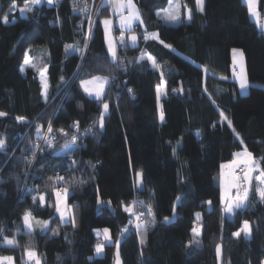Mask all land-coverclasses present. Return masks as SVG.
I'll return each mask as SVG.
<instances>
[{
  "label": "trees",
  "instance_id": "trees-1",
  "mask_svg": "<svg viewBox=\"0 0 264 264\" xmlns=\"http://www.w3.org/2000/svg\"><path fill=\"white\" fill-rule=\"evenodd\" d=\"M134 1L143 23L132 32H156L158 38L124 44L118 54L123 60L114 62L100 23L110 15L108 5L86 42L81 15L69 0L43 1L25 16L11 10L12 0H0V111L6 113L0 116L6 145L0 150V253L11 255L14 264H25V249L35 250L40 264H113L115 240L130 226L124 207L136 199L142 202L138 209L151 207L155 222L139 233L129 228L121 238L122 264H216L218 243L222 264H263L264 203L256 181L246 206L228 217L219 178L221 166L245 148L264 168V29L243 0H204L202 12L195 0H181L178 24L157 15L169 0ZM23 4L16 0V6ZM186 9L192 12L189 21ZM258 9L264 13V0ZM6 13L8 23L2 20ZM235 47L244 54L245 94L231 77ZM146 53L159 67L138 59ZM26 55L31 64L21 70ZM111 72L104 100L81 88L82 80ZM163 81L161 120L156 88ZM46 131L51 147L39 142ZM139 172L143 186L133 188L132 197L124 195ZM58 186L69 190L74 224L61 222L56 212ZM40 194L43 204L32 199ZM180 195L175 221L161 223ZM26 211L48 221V230L25 229ZM245 220L250 234L234 236ZM102 228L110 230L113 243L95 256L94 230ZM4 237L18 246L3 243Z\"/></svg>",
  "mask_w": 264,
  "mask_h": 264
},
{
  "label": "snow or ice",
  "instance_id": "snow-or-ice-1",
  "mask_svg": "<svg viewBox=\"0 0 264 264\" xmlns=\"http://www.w3.org/2000/svg\"><path fill=\"white\" fill-rule=\"evenodd\" d=\"M196 2V6L199 9V11H204V0H195ZM247 5H248V9H249V13L256 18L257 20V24L259 27H261V29H264V23H261V16H260V12L257 10V0H246ZM41 3V0H24V5L22 8L19 9V11L24 14V13H30L33 11L34 6L38 5ZM48 3L51 4L52 0H48ZM105 4H110L114 11L119 15V27L121 29V35L119 37L120 42L123 43L124 42V31H133L132 25L134 24V22L136 21H140V23L142 24L143 21L141 20V16H140V12L139 10L136 8V5L133 3V0H103L101 7H104ZM169 5L170 8L168 10H165L163 12V15H161V13H157L158 16H161V19H163L166 22L169 23H176L179 22L181 19L180 16V12L179 9L181 7L180 3H176L174 8L172 7L173 5V0H169ZM12 6L15 7L16 6V0H12ZM184 7H186V5H184ZM76 10V4H75V0H74V11ZM127 10V15L124 14V11ZM81 11H86V9H81ZM192 18V12L191 9H187V19L191 20ZM2 20L4 23H8V14H4V16L2 17ZM90 24V29H89V35H91V24L92 21H89ZM103 24L105 27V35L106 38H108L109 40V47L108 50L111 54V58L112 60L115 62L117 59V53H116V47H115V43L112 41V39L110 38V32H111V27H112V20L111 19H104L103 20ZM149 35L152 36L153 38H158V34L156 33H152V34H148L145 35L144 38L148 39ZM131 41L133 44L136 43L137 37L136 35H132L130 37ZM161 43H163V41H161ZM168 48H171V45H165ZM71 47V46H66V48ZM233 53H239L240 57H241V73L238 77L239 81H240V88L241 89H246L248 87V80H247V75L246 73L243 71V65H242V58H243V52L239 49H233ZM138 59H143V56L138 58ZM147 59L149 61L152 62V65L154 67H159V65L156 64L155 58L152 56H148ZM235 55H234V64H235ZM25 65H30L31 61L30 59L26 58L24 61ZM235 75V72H234ZM44 77V73H41V78H42V82L44 83V88H45V92L44 95L45 97L47 96V82L44 81L43 79ZM61 79H63V77H61ZM110 78L106 77V76H93L91 80L89 81H81V85L85 86L84 90L86 92H88L90 95H92L93 93L95 94L97 99H101L103 97L104 94V86L109 82ZM91 83H95L96 87L95 88H88L86 85L91 84ZM181 91L183 89H180ZM129 91H131V89H129ZM173 91H176V89H173ZM205 91H207V89H205ZM161 94V87L158 85L157 86V96L159 97V95ZM104 110L107 111L108 110V104L105 103L103 105ZM6 115V113L0 112V116H4ZM223 115V114H222ZM103 116L104 113H101L100 116V126L103 127ZM18 120H23V117H17ZM226 119V117H225ZM161 120H163V114H161ZM229 125L231 124V121L228 122ZM78 127V124L75 125ZM49 132L52 131L51 125H49ZM61 132H63V129L60 130ZM88 131H91V129H89ZM238 135V134H237ZM72 139L75 141L77 139V137L75 135L72 136ZM5 141L3 139H0V150H3L5 148ZM48 146L51 147V142L48 141ZM238 159L234 160L232 163V168H233V172L231 173V179L228 183V190L231 191L232 189L236 190V195L234 197L232 196H228L227 198V205H226V211L229 213H233V211L235 209H241L244 208L246 206V202L248 201V197H249V193L250 191H252L253 188V179H255V181H257L256 187H255V191L258 194L259 200L260 202L264 203V168L261 167L260 163L255 161L252 158V154L250 152L247 151V149L245 148V150L241 153H235L234 154ZM75 163V161L73 162ZM241 165L243 166L241 168ZM222 168H224L225 166L222 165ZM236 168H241V173L240 175H237L235 172ZM258 171V175H255V177L253 176V174L255 172ZM138 176H140L142 178V173H138ZM59 181L63 180V177H58L57 178ZM68 192L69 190L67 188H64L62 190H56L55 191V197H56V204H55V208H56V212L60 214V219L62 222L66 221V217H70L71 218V222L74 224L75 220H74V215L67 210L66 207V200H67V196H68ZM33 201L36 202L37 199H39L40 203L43 204L45 202V196L43 194H40L38 196H33L32 197ZM177 199L179 200L180 197H177ZM221 200L222 202L225 200V196L222 194L221 196ZM99 203V201H98ZM136 203H142V202H137V201H133L131 206H125L124 207V211L130 213L131 216L135 217V229L137 230V232H141V231H146L147 230V225L149 223H154L155 222V217H154V213L152 212L151 207H148V211H147V215L150 219H145L144 213H136L134 210L135 204ZM209 203H211V201H209ZM197 218H199L200 214L197 213ZM24 223L25 225L29 228L32 229L33 228V224H32V218H31V212L30 211H26L24 214ZM169 218L165 217V220L167 221ZM40 224L41 230L42 231H47L48 230V221H43V222H38ZM129 223L131 224L132 221L130 220ZM129 229L126 227L124 229L121 230L120 232V236L123 237L126 233H128ZM250 225L249 222L247 220H245L243 222V226L242 228L233 233L234 236H240L241 232H243V234L245 236H248L250 234ZM192 232L194 234L199 233V229L196 227H193ZM3 233V229H0V235H2ZM100 230H97V235L99 236ZM103 234H104V240L107 241L108 243H112V237L110 235V230L105 228L103 229ZM3 243H6L7 245L16 247L18 246L17 241L14 238H8V237H4L3 238ZM141 243H144L143 240H141ZM192 243V242H190ZM116 247H117V253H116V264H121V261L119 259V245H120V240H116L115 241ZM104 249V244L103 243H97L96 247H95V251L97 254H100L103 252ZM26 255L28 257V262L29 264H32V262L34 261V264H40V260L39 257L37 256V253L35 252V250L32 249H25ZM216 252H217V257L219 258L222 254V249L220 245H217L216 247ZM4 262H7V264H14V258L13 257H0V264H4Z\"/></svg>",
  "mask_w": 264,
  "mask_h": 264
},
{
  "label": "rangeland",
  "instance_id": "rangeland-1",
  "mask_svg": "<svg viewBox=\"0 0 264 264\" xmlns=\"http://www.w3.org/2000/svg\"><path fill=\"white\" fill-rule=\"evenodd\" d=\"M43 1H46V2H48V0H41V2H43ZM245 2H246V0H244ZM52 2H53V0H52ZM98 3V1H96V4ZM133 3L136 5V3H135V1L133 0ZM176 3H180L181 4V1H179V0H173V5H172V7L174 8V6H175V4ZM246 4H247V2H246ZM24 5V4H23ZM23 5H18V6H15V7H11V10H14L15 8H16V10L18 11V13L21 15V16H25L26 15V13H24V14H22L20 11H19V9L20 8H22L23 7ZM248 6V5H247ZM92 9H93V14H97V16L100 14V12H101V6H90ZM136 8L138 9V7H137V5H136ZM170 8V5L168 4V6L165 8V9H163V10H160L159 11V13H161V15H163V12L165 11V10H168ZM111 9V10H110ZM139 10V9H138ZM257 10L259 11V9H258V0H257ZM111 11H112V13H114V17L112 18V15H111ZM179 12H180V16H181V19H180V21L179 22H176V23H169V22H166V21H164V22H166V23H168V24H178V23H180L181 21H182V19H183V15H182V13H181V9H179ZM248 12H249V9H248ZM260 12V11H259ZM109 13H110V15H108V16H104V17H102L101 18V26H102V28H103V32H104V43H105V46H106V49L108 50V47H109V40H108V38H106V35H105V27H104V24H103V20L104 19H111L112 20V27H111V32H110V38L112 39V41L115 43V47H116V53L118 52V50H119V47H120V45H121V42H119V40L115 37V35H114V32H113V25H115V26H117V27H119V15L114 11V9H113V7L112 6H110L109 7ZM93 14H91L92 16H93ZM124 14L125 15H127V10H125L124 11ZM249 16L252 18V19H254L255 21H256V23H257V20H256V18L255 17H253L250 13H249ZM260 16H261V20H264V13L262 14L261 12H260ZM161 17V16H160ZM137 22H140V21H136V22H134V24L135 23H137ZM261 22V21H260ZM134 24L132 25V27L134 26ZM258 25V24H257ZM119 29H120V27H119ZM126 32V34L129 36L130 34H135V33H133L132 31H125ZM136 33H138V32H136ZM126 35V36H127ZM117 45V46H116ZM233 49H239V50H241L242 51V49H240V48H238V47H235V48H233ZM233 49H232V51H231V55H232V58H231V66H232V69H231V76H232V78L233 79H236V83H237V87H238V90H239V93L240 94H245V93H247L248 92V88H249V81H248V87L246 88V89H241L240 88V81H239V79H238V77H239V75H240V73H241V57H240V55H239V53H233ZM243 52V51H242ZM108 53H109V55H110V57H111V54H110V52H109V50H108ZM234 55H235V64H234ZM26 58H28V56L26 55L25 56V59ZM29 59V58H28ZM117 59H121V60H123V57H121V55L119 56V55H117ZM147 59V58H146ZM25 61V60H24ZM151 62V61H150ZM151 64H152V62H151ZM242 65H243V71L246 73V65H245V59H244V54H243V58H242ZM28 65H25L24 64V62H23V64L21 65V70H24L26 67H27ZM114 71V69L112 70V72ZM110 73L108 76H106V77H109L110 78V80H109V82L105 85V92H104V95H103V97L101 98V99H99V100H104V98H105V96H106V93H108L109 91H110V85H111V81H112V79H113V73ZM234 72H235V75H234ZM246 75H247V73H246ZM100 76V75H99ZM92 78V77H91ZM42 79V78H41ZM43 79H44V81H46V79H45V75H44V77H43ZM88 79H90V78H88ZM247 80H248V78H247ZM42 81V80H41ZM47 82V81H46ZM43 83V82H42ZM43 85H44V83H43ZM88 88H92V83L91 84H88V85H86ZM85 87V86H84ZM45 89V88H44ZM92 95H94L95 96V94L93 93ZM96 97V96H95ZM105 103H107L106 101H104V102H102V104L104 105ZM105 111V110H104ZM0 112H2V111H0ZM162 114V113H161ZM47 133V131L43 134V136H41L40 137V139H39V142H40V144L42 145V144H45L46 142H48V138L46 137L48 134H46ZM253 158V157H252ZM234 160H237V157L236 156H234V158L231 160V162L229 161V162H227V163H225L226 165H224L225 167L226 166H232V163H233V161ZM237 169L238 168H236L235 169V172L237 171ZM233 172V168L231 167L230 168V170H226L225 168H222L221 167V172H220V178H219V181H220V187H221V196H222V194L225 196V200L222 202L224 205H225V208H224V210L226 209V205H227V198H228V196H232V197H234L235 195H236V190L235 189H232L231 191H229L228 190V183H229V181H230V179H231V173ZM140 173V172H139ZM259 173H258V171L257 172H255L254 174H253V176L255 177V175H258ZM253 180H255V179H253ZM256 184H257V181H256ZM139 187V188H141L142 186H143V183H142V178L140 177V176H138L137 175V179H136V183H134V184H128L127 186H125V192H124V195H127V196H129V197H132L133 196V188H135V187ZM62 189H64L63 187H61V186H58V187H56V189H55V191L56 190H62ZM257 196H258V194H257ZM258 199H259V197H258ZM133 201H137L136 199H134ZM132 201V202H133ZM132 202L130 203V205H128V206H131L132 205ZM138 202V201H137ZM55 203H56V197H55ZM66 207H67V210L68 211H70L72 214H73V211H72V209H71V207L68 205V203H67V200H66ZM134 210H135V212L136 213H144L145 214V216H144V218L145 219H150L149 217H148V215H147V211L148 210H146V211H142L140 208L138 209V206H137V203L135 204V207H134ZM130 214V213H129ZM225 214H226V216H231V213H229V212H227L226 210H225ZM58 215H59V217H60V214L58 213ZM131 216V215H130ZM31 218H32V224H33V228L32 229H29L26 225H25V223H24V219H23V225H24V228L25 229H27V230H35V229H41V227H40V224L38 223V222H43V220H39V219H35V218H33L32 216H31ZM61 220V219H60ZM130 220L132 221V223L130 224V226L129 227H127L128 229L129 228H133V230H135L136 232H137V230L135 229V227H134V225H135V217H133V216H131V218H130ZM69 221H71V218L69 217ZM97 230H100V235L98 236L97 235ZM138 233V232H137ZM94 234H95V237L97 238V241H99L98 243H103L104 245H109V244H112V243H108L107 241H105L104 240V234H103V228L102 229H95L94 230ZM111 235V234H110ZM121 236H120V234H119V236L116 238V240H121ZM115 240V241H116ZM112 241H113V238H112ZM95 247H96V245H95ZM95 247H94V255L95 256H102V255H104V253H105V246H104V249H103V252L102 253H100V254H97L96 253V251H95ZM116 253H117V247H116V244H115V247H114V252H113V264H116ZM119 259H120V255H119ZM120 261H121V259H120ZM121 264H122V262H121ZM264 264V263H263Z\"/></svg>",
  "mask_w": 264,
  "mask_h": 264
},
{
  "label": "built area",
  "instance_id": "built-area-1",
  "mask_svg": "<svg viewBox=\"0 0 264 264\" xmlns=\"http://www.w3.org/2000/svg\"><path fill=\"white\" fill-rule=\"evenodd\" d=\"M96 1H98V3L96 4ZM71 6H74V0H69ZM103 0H75V4H76V12L79 13L81 15V18H82V24H81V29L83 30V34L86 38V42L89 40L90 38V35H89V29H90V24H89V21L91 20L92 21V24H91V32H92V29H93V26H94V23L97 19V14H93V9L90 7V6H101ZM108 5L109 7L111 6L110 4H106ZM81 9H86V11H81ZM111 10V9H110ZM93 14V16L91 15ZM111 15H112V18L114 17V13H112L111 11ZM113 32H114V35L115 37L119 40L120 42V35H121V29H119V27L113 25ZM152 33H156V32H152ZM152 33H149V32H138V33H135V34H130L129 36L126 34V32L124 31V42L121 43L119 49L124 45V44H129L130 46H137L138 45V42H139V39L140 37L144 38L145 35H148V34H152ZM127 35V36H126ZM132 35H136L137 37V40H136V43L133 44L130 37ZM152 36L149 35V38H151ZM148 38V39H149ZM117 46V45H116ZM84 52V51H83ZM119 54V50L117 52V55ZM117 60V59H116ZM73 129H76V126L73 127ZM243 166L241 165V168ZM241 168H238L237 171H236V174L237 175H240L242 174L241 173ZM4 264H7V263H4ZM25 264H29L28 260L25 261ZM32 264H34V261L32 262Z\"/></svg>",
  "mask_w": 264,
  "mask_h": 264
},
{
  "label": "crops",
  "instance_id": "crops-1",
  "mask_svg": "<svg viewBox=\"0 0 264 264\" xmlns=\"http://www.w3.org/2000/svg\"><path fill=\"white\" fill-rule=\"evenodd\" d=\"M179 1H181V0H179ZM244 1V0H243ZM245 2V1H244ZM246 3V2H245ZM248 7V6H247ZM180 9H181V7H180ZM198 9V8H197ZM198 11H199V9H198ZM199 12H201V11H199ZM185 19H186V21H189V19H187V9L185 10ZM252 19V18H251ZM254 20V19H253ZM255 21V20H254ZM256 22V21H255ZM261 23H264V20H261ZM259 27V26H258ZM259 28H261V27H259ZM108 51V50H107ZM150 54H148V53H146V54H144L143 55V57L144 58H147L148 56H149ZM151 56V55H150ZM231 58H232V55H231ZM151 63V62H150ZM152 65V64H151ZM42 73V72H41ZM44 73V75H45V79H46V74H45V72H43ZM232 77V76H231ZM92 78H90V79H85V80H82V81H89V80H91ZM42 79H41V74H40V82H41V88H42V94H43V96H45L44 95V92H45V89H44V85H43V83H42V81H41ZM235 81H236V79H234ZM46 81H47V79H46ZM237 82V81H236ZM80 85H81V82H80ZM160 87H161V94L159 95V97L157 96V98H158V114H159V118L161 119V106H160V100H161V98H162V96L164 95V91H165V84H164V81L159 85ZM96 87V84L95 83H92V88H95ZM81 88L83 89V91L86 93V94H88L89 96H91V97H93V98H96L94 95H90L88 92H86L85 90H84V86H82L81 85ZM104 92H105V86H104ZM156 93H157V88H156ZM104 95V94H103ZM97 99V98H96ZM244 150H242V151H240L239 153H241V152H243ZM238 159V158H237ZM231 162V161H230ZM223 165H226V164H223ZM232 166H226V167H224L226 170H230V168H231ZM235 211V210H234ZM233 211V212H234ZM233 213H231V215H232ZM69 221V217H66V221L65 222H68ZM62 222V221H61ZM64 222V223H65ZM0 257H12L11 255H8V254H1L0 253ZM27 260H28V257L26 258ZM4 263H7V262H4Z\"/></svg>",
  "mask_w": 264,
  "mask_h": 264
},
{
  "label": "water",
  "instance_id": "water-1",
  "mask_svg": "<svg viewBox=\"0 0 264 264\" xmlns=\"http://www.w3.org/2000/svg\"><path fill=\"white\" fill-rule=\"evenodd\" d=\"M178 197H180V199H181L182 196L180 195V196H178ZM180 199L178 200V199L176 198V200H175V202H174V205H173V208H172V213H171L170 216H168L169 219L166 221L165 218H162V219H161V223L167 225V224H170V223H172L173 221H175V219H176V209H177V206H178V203H179ZM217 245H220V246H221V249H222V245H221V243H218ZM217 245L215 246V259H216V264H222V261H223V249H222V254H221V256L218 258V257H217V252H216V247H217Z\"/></svg>",
  "mask_w": 264,
  "mask_h": 264
}]
</instances>
